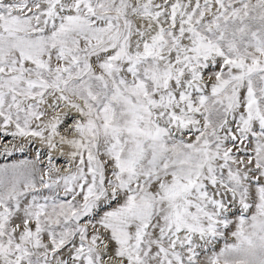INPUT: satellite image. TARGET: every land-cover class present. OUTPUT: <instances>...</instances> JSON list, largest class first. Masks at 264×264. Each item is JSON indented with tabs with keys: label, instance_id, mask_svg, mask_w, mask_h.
Here are the masks:
<instances>
[{
	"label": "snow or ice",
	"instance_id": "obj_1",
	"mask_svg": "<svg viewBox=\"0 0 264 264\" xmlns=\"http://www.w3.org/2000/svg\"><path fill=\"white\" fill-rule=\"evenodd\" d=\"M0 264H264V0H0Z\"/></svg>",
	"mask_w": 264,
	"mask_h": 264
}]
</instances>
